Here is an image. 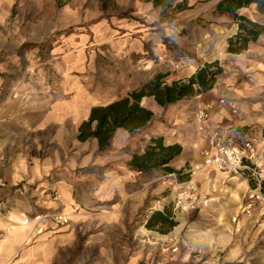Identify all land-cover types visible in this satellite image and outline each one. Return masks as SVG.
Masks as SVG:
<instances>
[{"label":"rangeland","instance_id":"1","mask_svg":"<svg viewBox=\"0 0 264 264\" xmlns=\"http://www.w3.org/2000/svg\"><path fill=\"white\" fill-rule=\"evenodd\" d=\"M147 1L0 0V105L16 99L18 90H46L47 98L56 102L62 88L77 87L86 89L88 105L100 106L132 89V68L148 67L149 80L160 75L169 84L185 80L205 61L217 62L211 71L219 72L210 89L195 88V96L158 110L154 126L132 135L135 148L104 154L105 167L111 170L118 157L144 150L152 137L150 129L154 133L157 126L168 123L165 113L169 109L179 105L176 109H183L194 121L203 103L214 107L223 100L236 105L238 110L229 114L236 120L243 114L241 109L250 106L246 114L254 116V122L244 129L257 139V165L264 170V40L242 54H227V39L236 34L237 25L233 19L211 13L212 1L160 0L156 8ZM135 9L142 10L145 24L159 32L154 37L159 38L164 53L159 58L158 47L145 48L148 62L139 65L133 62L141 56H126L127 47L114 42L109 33L102 42V32L96 31L101 23L118 29L139 23ZM241 15L264 24V16L254 6L241 10ZM78 81L81 85L74 84ZM92 145L89 140L84 146L91 156L86 166L88 198L95 195L94 177L103 176L98 168L101 154ZM48 146L57 148L48 141L38 155ZM202 168L207 167L185 165L177 169L179 176L122 174L128 191H112L107 186L101 199L73 209L66 240L52 264H264L261 183L243 177L233 183L223 177L211 186L217 173L212 171L203 180L197 176ZM242 181L246 183L243 188ZM189 182L196 187L194 193L185 192L184 184ZM154 212L166 213L167 224L147 229Z\"/></svg>","mask_w":264,"mask_h":264},{"label":"crops","instance_id":"2","mask_svg":"<svg viewBox=\"0 0 264 264\" xmlns=\"http://www.w3.org/2000/svg\"><path fill=\"white\" fill-rule=\"evenodd\" d=\"M210 1L213 2L211 13L218 18L226 16L228 20L232 19L229 14L216 11V4L220 0ZM147 2L155 8L159 7L153 0ZM250 6L256 8L255 4L248 7ZM245 8L237 10L236 13L241 15V10ZM134 13L141 18L140 22L144 23H136L127 29L112 28L111 25L101 23L96 27L98 34L102 32L99 35L100 40L107 41L109 33L114 42L128 48L126 56H141L133 62L138 65L148 62L145 57V48L158 47L157 54L161 58L164 53L160 49L159 38L154 37L159 32L145 24V14L142 10L135 9ZM156 15L158 16V13ZM260 16L263 17L261 14ZM257 22L262 23L259 20ZM263 40L264 34L255 42ZM131 61L127 60L129 63H132ZM147 68L139 66L135 69L132 68L133 82L130 85L132 89L126 91L122 97L100 104V106L111 104L125 97L129 92L144 86L148 81L140 85L138 80L150 79V71ZM194 72L191 71L185 78ZM77 83L81 85L79 81L74 84ZM46 94H48L46 90L36 92L32 89L18 90V96H14L16 99L12 98L0 105V149L3 157V160H0V180L8 186L7 189H0V199L5 198L11 209L10 220L0 219V264H52L59 247L62 248L63 242L66 240L68 226L55 227L52 224H47L39 231L34 223L24 226L22 224L24 218L53 213L69 216L73 209L81 210L88 203L96 202L97 198L101 199L104 191H107L105 190L107 186L112 191L123 192L126 188L122 174L134 176L136 173L128 166L134 151H129V153L118 157L119 162L112 165L111 170L105 167L103 156L111 150L120 151L127 146H130L131 149L135 148L132 135L151 124L154 126L158 110L161 112L164 108L156 104L152 97L143 98L141 106L153 114L151 120L142 129L132 133H128L125 129H117L110 141L109 148L105 151L99 150V144L95 139H88V141L91 140L94 150L101 154V157H98L102 158L98 168L103 175L94 177L95 195L92 194V198H88L86 166L88 161H91V156L87 155L84 147L88 141L80 142L77 136L80 125L89 116L90 109L99 107L95 106L98 103L89 102L90 105H88L89 95L84 88L76 87L72 90L62 88L59 91V101L56 102H53L52 99L49 100ZM96 100V97L92 98V101L96 102ZM222 101L214 104L209 113L207 126L209 128H227L237 142L249 139L256 147L257 139L253 137L250 130L244 129L254 122V116L246 114L250 106L241 109L243 114L236 120L229 116L231 112L235 113L238 110L236 105L234 103L226 104L224 101L221 103ZM176 107L180 108L179 105ZM176 107L165 113L167 124L157 126L154 133L150 129L151 138L161 137L166 146L178 144L182 147L181 154L171 164L175 170L185 165L202 167L205 164H203L202 156L200 157V152L206 149V137L196 131L192 117L184 115V110H178ZM174 110L175 117L173 118ZM46 138L57 148L55 150L48 146L40 156L38 153L41 146L48 143ZM70 145L73 146L72 149ZM144 150L136 152L142 153ZM256 150H258L257 147ZM255 162L257 163V159ZM212 171L217 174L215 179L210 178L211 186H215L214 181H219L223 177L233 183L240 178L219 173L210 167L202 168L197 176L208 180ZM108 175L110 176L109 180L105 179ZM241 184L242 188L246 186L245 181H242ZM126 191L128 190L126 189Z\"/></svg>","mask_w":264,"mask_h":264},{"label":"trees","instance_id":"3","mask_svg":"<svg viewBox=\"0 0 264 264\" xmlns=\"http://www.w3.org/2000/svg\"><path fill=\"white\" fill-rule=\"evenodd\" d=\"M153 1L157 5L160 4V0ZM251 4H255L257 12L264 16V0H220L216 4V11L229 14L237 25L236 34L227 39L225 48L227 54L244 53L264 34L263 23L236 13L237 10ZM216 66L217 62L205 63L185 80L173 81L169 84L163 82L162 76L157 75L125 97L106 106L91 108L87 120L80 125L77 139L80 142L95 139L100 151L107 150L117 129H125L128 133H132L142 129L151 120L153 114L141 106L143 98L152 97L156 104L165 107L193 97L197 94L195 88L202 91L211 88L219 72V69L213 72L211 68ZM181 148L178 144L166 146L161 137L151 138L142 153H133L128 166L142 175L159 172L179 176L180 171L175 170L171 164L181 154ZM261 191L264 194V182L261 183ZM167 220L166 213L154 212L145 226L147 229H154L155 225L167 224Z\"/></svg>","mask_w":264,"mask_h":264},{"label":"built area","instance_id":"4","mask_svg":"<svg viewBox=\"0 0 264 264\" xmlns=\"http://www.w3.org/2000/svg\"><path fill=\"white\" fill-rule=\"evenodd\" d=\"M223 103V101L221 102ZM225 103V102H224ZM213 105L203 103L197 108L194 116L196 131L204 134L206 137V149L202 150L201 156L205 167L213 168L215 171L236 177L249 178L256 182L264 181V170L259 169L260 166L255 162L257 151L253 141L244 139L237 142L232 133L227 128L215 127L209 128L207 121ZM0 160H3L0 149ZM174 177V175H170ZM185 192L194 193L196 187L193 183H185ZM8 186L4 181L0 180V189H7ZM182 196V195H181ZM180 196V197H181ZM180 197H178L180 199ZM195 199V197H194ZM193 203V202H192ZM190 203V206H192ZM180 202L177 201V205ZM10 204L5 199H0V219L10 220L11 209ZM70 218L62 213L34 215L31 218H24L22 224L28 225L34 223L38 230L47 224H52L55 227H63L68 225ZM8 231V228H6Z\"/></svg>","mask_w":264,"mask_h":264}]
</instances>
